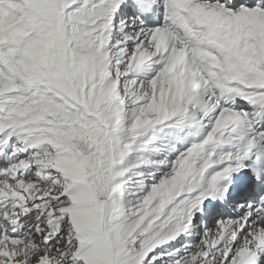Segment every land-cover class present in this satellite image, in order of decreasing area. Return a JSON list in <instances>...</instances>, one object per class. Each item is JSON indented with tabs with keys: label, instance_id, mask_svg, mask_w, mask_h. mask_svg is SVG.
Segmentation results:
<instances>
[{
	"label": "snow or ice",
	"instance_id": "6c2138e0",
	"mask_svg": "<svg viewBox=\"0 0 264 264\" xmlns=\"http://www.w3.org/2000/svg\"><path fill=\"white\" fill-rule=\"evenodd\" d=\"M0 264H264V0H0Z\"/></svg>",
	"mask_w": 264,
	"mask_h": 264
}]
</instances>
